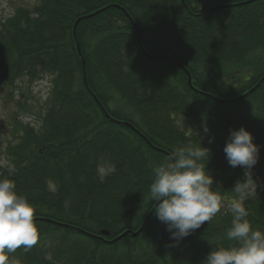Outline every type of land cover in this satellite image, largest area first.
<instances>
[{
	"label": "trees",
	"instance_id": "1",
	"mask_svg": "<svg viewBox=\"0 0 264 264\" xmlns=\"http://www.w3.org/2000/svg\"><path fill=\"white\" fill-rule=\"evenodd\" d=\"M7 23L0 82L49 81L40 126L16 127L0 169L35 205L40 233L9 264H203L234 243L230 218L221 210L174 244L154 215L152 169L201 143L231 204L244 169L223 148L241 126L260 146L245 207L264 231V0H38Z\"/></svg>",
	"mask_w": 264,
	"mask_h": 264
},
{
	"label": "clouds",
	"instance_id": "2",
	"mask_svg": "<svg viewBox=\"0 0 264 264\" xmlns=\"http://www.w3.org/2000/svg\"><path fill=\"white\" fill-rule=\"evenodd\" d=\"M223 151L231 167L244 169L243 177L232 187L236 198L228 206L232 220L226 238L234 243L213 248L203 264H264V231L253 228L245 207V202L257 194L258 183L252 169L258 162L260 146L254 142L253 134L241 126L230 130ZM205 160H210V149L201 143H188L174 146L152 169L149 193L154 215L166 225L174 244L210 221L225 206L220 191L213 187L214 177ZM12 173L9 168V175ZM68 206L66 201L65 207ZM35 211V205L18 194L14 180L0 179V264H9L8 254L21 246L27 250L37 244L40 233Z\"/></svg>",
	"mask_w": 264,
	"mask_h": 264
},
{
	"label": "rangeland",
	"instance_id": "3",
	"mask_svg": "<svg viewBox=\"0 0 264 264\" xmlns=\"http://www.w3.org/2000/svg\"><path fill=\"white\" fill-rule=\"evenodd\" d=\"M38 0H0V35L10 32L6 31L7 21L16 15L19 10L27 9L32 12ZM15 18V17H14ZM7 25V26H8ZM16 31L13 33L15 34ZM49 89L47 78L40 82H28L27 79H17L13 85L6 86L0 82V169L8 168L12 161L6 158L7 148L18 143L20 137L16 128L20 125L40 126L38 116L45 105ZM24 126V127H25ZM251 199V198H250ZM234 199H231V202ZM246 201L245 203H247ZM221 208L232 220L229 205Z\"/></svg>",
	"mask_w": 264,
	"mask_h": 264
}]
</instances>
